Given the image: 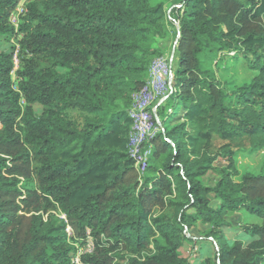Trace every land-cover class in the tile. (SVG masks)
<instances>
[{
	"label": "trees",
	"instance_id": "trees-1",
	"mask_svg": "<svg viewBox=\"0 0 264 264\" xmlns=\"http://www.w3.org/2000/svg\"><path fill=\"white\" fill-rule=\"evenodd\" d=\"M20 1L0 0V264H192L197 222L216 250L194 264H264V170L236 166L264 151V0H27L14 25ZM167 22L172 88L140 175L128 111Z\"/></svg>",
	"mask_w": 264,
	"mask_h": 264
},
{
	"label": "rangeland",
	"instance_id": "rangeland-1",
	"mask_svg": "<svg viewBox=\"0 0 264 264\" xmlns=\"http://www.w3.org/2000/svg\"><path fill=\"white\" fill-rule=\"evenodd\" d=\"M177 0H150V4L163 2L164 9L169 11ZM24 3L22 0L18 4V8ZM168 21V19H167ZM177 22L174 25L167 22V30L163 36L150 35L149 40L145 43V47L149 49H155L159 51L153 60L151 61L148 76H146V99L151 100L150 106L156 107L164 102L168 94L171 92L172 85L170 81L172 79L173 69L176 65V55L174 53L175 43L177 37ZM9 44H4L3 48H8ZM175 55V56H174ZM222 163H218V165ZM236 166L240 173L245 171L259 172L264 170V151H257L250 155L239 156L236 158ZM215 178L212 179L215 180ZM235 221H239L244 224H256L260 223V219L255 216L249 215L244 211H239L234 215ZM187 233L191 237L189 241L181 247V253L183 256L188 257L192 264L201 261L202 259L209 257L216 250V246L211 239L207 238L208 225H203L197 222L193 228ZM229 238H242L247 240L248 237L243 236L239 230H227ZM231 242V241H230ZM89 247L91 245L89 243Z\"/></svg>",
	"mask_w": 264,
	"mask_h": 264
},
{
	"label": "built area",
	"instance_id": "built-area-1",
	"mask_svg": "<svg viewBox=\"0 0 264 264\" xmlns=\"http://www.w3.org/2000/svg\"><path fill=\"white\" fill-rule=\"evenodd\" d=\"M25 1L27 0H24V2ZM20 6L21 9L18 8L17 5L15 12L10 16V21L14 25L17 24V14L22 11L23 4ZM167 14H169V11ZM144 93H146V85L132 94V103L128 111L132 125L128 134L127 149L129 156L134 160V166L140 175H142L146 169L149 154V148L144 149V143L148 136L156 133L158 129H160V122L155 111L156 107L150 106L151 100L148 101ZM67 231H69V229H67ZM90 249L88 243L86 251H89ZM80 253H82L81 250H79L77 255L72 258L74 264H82L79 258Z\"/></svg>",
	"mask_w": 264,
	"mask_h": 264
}]
</instances>
